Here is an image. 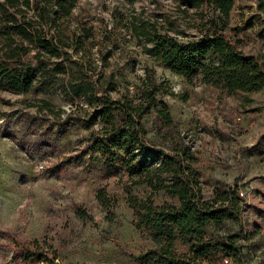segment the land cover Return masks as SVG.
Masks as SVG:
<instances>
[{"label": "trees", "instance_id": "1", "mask_svg": "<svg viewBox=\"0 0 264 264\" xmlns=\"http://www.w3.org/2000/svg\"><path fill=\"white\" fill-rule=\"evenodd\" d=\"M80 0H0V88L16 94L58 96L71 106L69 118L89 134L84 151L90 165L108 177L125 175L133 185L145 186L154 197L131 198L135 228L146 234L152 247L134 255L137 264H211L220 255L242 261L240 234L215 236L212 225L240 220L244 199L237 189L206 197L196 166L199 159L184 138L171 133L175 120L162 99L163 85L153 69L145 68L138 83L119 85L114 68L117 37L106 32L97 37L92 22L76 13ZM189 10L208 5L215 16L201 22L200 38L180 41L158 20L116 17L124 29L143 44L144 53L191 86L205 85L227 95H250L264 90V66L243 49L241 33L258 26L264 43V0H255L256 15L247 27L229 28L235 0H172ZM135 64L136 59H129ZM174 96L173 93H166ZM39 112L55 121L66 114L53 101L38 98ZM153 119L168 147L149 135L146 122ZM98 129H92L93 126ZM164 144V145H165ZM102 194V195H101ZM105 195L99 199L106 205ZM0 233V240L5 239ZM0 246L23 264H64L56 253L36 243L18 240Z\"/></svg>", "mask_w": 264, "mask_h": 264}, {"label": "rangeland", "instance_id": "2", "mask_svg": "<svg viewBox=\"0 0 264 264\" xmlns=\"http://www.w3.org/2000/svg\"><path fill=\"white\" fill-rule=\"evenodd\" d=\"M76 13L92 22L98 38L106 32L117 37L118 50L112 59H117L114 68L121 74V87L125 82L138 83L145 68L153 69L176 123L171 136L184 138L198 156L204 195L237 189L244 199L240 220L212 225L208 233L242 235L239 264H264V90L230 96L205 85L191 86L149 58L140 40L115 22L116 17L158 20L185 42L200 38L201 22L215 16L214 8L205 5L186 12L172 0H80ZM254 15L255 0H235L228 30L247 27ZM258 29L247 27L240 37L243 51L258 57L264 66ZM129 59H136V65L128 64ZM38 98L63 108L66 114L61 121L28 106L39 105ZM70 109L58 96L37 97L0 88V233L6 235L0 241L13 246L14 240L7 237L13 233L20 241L56 253L64 264H137L134 255L153 244L135 228L129 200L154 197L161 203L167 197L133 185L125 175L108 177L92 168L90 152L84 151L89 131L67 117ZM146 125L149 136L168 147L165 143L170 140L158 134L152 118ZM0 264L23 263L0 246ZM211 264L236 263L220 255Z\"/></svg>", "mask_w": 264, "mask_h": 264}]
</instances>
